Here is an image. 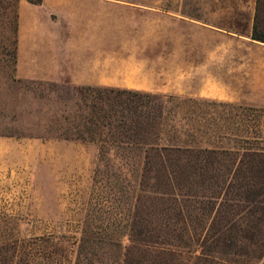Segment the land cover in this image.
I'll list each match as a JSON object with an SVG mask.
<instances>
[{"label":"trees","instance_id":"obj_1","mask_svg":"<svg viewBox=\"0 0 264 264\" xmlns=\"http://www.w3.org/2000/svg\"><path fill=\"white\" fill-rule=\"evenodd\" d=\"M250 37L264 42V0H255ZM64 83L52 88L60 107L51 126L28 135L92 145L93 177L118 194L123 223L42 229L13 223L0 228V264H221L238 253L239 237L255 230L263 254V107Z\"/></svg>","mask_w":264,"mask_h":264},{"label":"rangeland","instance_id":"obj_2","mask_svg":"<svg viewBox=\"0 0 264 264\" xmlns=\"http://www.w3.org/2000/svg\"><path fill=\"white\" fill-rule=\"evenodd\" d=\"M19 2L0 0V213L31 217L0 219V228L123 223L118 194L93 177L92 145L28 135L51 126L60 107L52 88L67 80L23 77L19 50L52 59L78 48L86 61L100 50L109 80L264 108V42L238 33L247 31L251 0H106L75 19L51 3L19 10ZM50 61L33 63L36 73ZM256 233L239 237L238 253L221 264H264Z\"/></svg>","mask_w":264,"mask_h":264},{"label":"crops","instance_id":"obj_3","mask_svg":"<svg viewBox=\"0 0 264 264\" xmlns=\"http://www.w3.org/2000/svg\"><path fill=\"white\" fill-rule=\"evenodd\" d=\"M25 2H29L27 0H20L19 2V10L22 4ZM106 0H43L41 3H31L32 7H39L41 5H46L47 3H51L55 11L60 13L61 15L72 16L74 19L77 18V14L81 12V10H85L83 8L85 4L89 5H97L101 6ZM254 5L255 0H251V4H249V14L247 15V31L246 32H238L241 35H245L250 37L251 26L253 21V13H254ZM87 10V9H86ZM101 15V8H100ZM20 30L22 31V21L23 16L20 11ZM38 31V30H37ZM76 35H85L88 30H77ZM94 31V30H93ZM91 32V34L93 33ZM39 32V31H38ZM97 31H95L96 34ZM251 38V37H250ZM252 39V38H251ZM255 40V39H253ZM39 52V51H38ZM23 53L22 50H19L18 60H17V69H21V73L24 75L23 77H33V78H47L53 80H67L76 84H112V85H120V86H131L137 88H143L134 85L125 84V82L113 81L109 80V72L107 66V59L105 56H102V52L97 50L95 53H92L89 60H85V52L80 49H74L70 53L65 50L60 49L58 54L53 56L52 59H48L45 56L44 51L42 50L40 54H37L35 58L32 57L33 51L29 54L28 51ZM51 60V61H50ZM47 63L48 61L50 66L39 68L41 71L36 73L34 70L33 63L37 62ZM39 66V64H36Z\"/></svg>","mask_w":264,"mask_h":264}]
</instances>
